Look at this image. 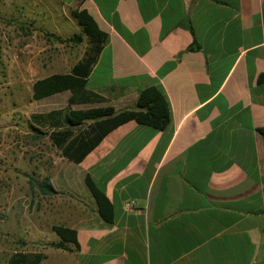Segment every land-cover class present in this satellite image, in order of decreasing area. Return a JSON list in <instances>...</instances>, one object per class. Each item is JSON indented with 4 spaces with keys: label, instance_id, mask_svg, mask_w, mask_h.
<instances>
[{
    "label": "crops",
    "instance_id": "crops-1",
    "mask_svg": "<svg viewBox=\"0 0 264 264\" xmlns=\"http://www.w3.org/2000/svg\"><path fill=\"white\" fill-rule=\"evenodd\" d=\"M16 1L58 38L81 34L83 10L108 35L88 79L104 102L72 110H137L140 92L160 86L172 115L164 131L117 128L80 164L50 140L40 178L56 194L32 203L51 237L33 251L42 264H264V0ZM86 47L50 46V76L69 74ZM71 96L41 102L50 113ZM87 176L114 208L111 226ZM55 226L77 232L78 251L47 246L60 242Z\"/></svg>",
    "mask_w": 264,
    "mask_h": 264
},
{
    "label": "rangeland",
    "instance_id": "rangeland-1",
    "mask_svg": "<svg viewBox=\"0 0 264 264\" xmlns=\"http://www.w3.org/2000/svg\"><path fill=\"white\" fill-rule=\"evenodd\" d=\"M38 16L31 8L23 11L16 0H0V264H8L17 251L31 253L51 240L34 227L32 203L39 192L28 182V176L42 180L54 151L48 135L33 132L32 116L46 114L48 107L33 101L32 88L54 73L49 47L58 38Z\"/></svg>",
    "mask_w": 264,
    "mask_h": 264
},
{
    "label": "trees",
    "instance_id": "trees-1",
    "mask_svg": "<svg viewBox=\"0 0 264 264\" xmlns=\"http://www.w3.org/2000/svg\"><path fill=\"white\" fill-rule=\"evenodd\" d=\"M81 28V34L69 39L56 38L61 43H71L75 46L87 44L83 59L66 75H53L38 80L32 88V98L41 102L55 95L70 92L71 98L68 107L63 110L32 116V123L36 126L33 132L38 136L48 135L53 145L62 152V155L74 164H80L94 151L101 142L114 130L129 123L164 131L171 124V105L169 99L160 86H152L142 90L137 102V110L117 112L114 108H93L86 111L72 110L74 105L103 103L104 99L88 89V79L96 66L99 57L108 41V35L103 32L92 16L85 10L75 12ZM52 36V35H51ZM264 83V75L258 79ZM40 128L47 130L42 133ZM264 138V129L258 130ZM32 191H38L43 196L55 195L56 191L48 180L38 181L28 176ZM86 185L93 195L100 217L108 226L114 222V208L101 189L89 176ZM60 242L50 244L55 249L63 251H78L79 242L77 232L65 227H53ZM23 246L24 243L20 242ZM45 255L39 252H15L8 264H42Z\"/></svg>",
    "mask_w": 264,
    "mask_h": 264
},
{
    "label": "built area",
    "instance_id": "built-area-1",
    "mask_svg": "<svg viewBox=\"0 0 264 264\" xmlns=\"http://www.w3.org/2000/svg\"><path fill=\"white\" fill-rule=\"evenodd\" d=\"M125 208L127 209V210H132L133 208H134V203H127L126 205H125Z\"/></svg>",
    "mask_w": 264,
    "mask_h": 264
}]
</instances>
